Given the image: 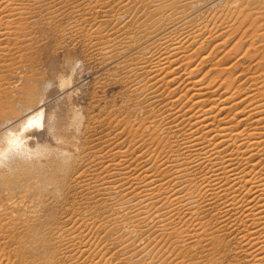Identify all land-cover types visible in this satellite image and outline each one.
Wrapping results in <instances>:
<instances>
[{"label": "bare ground", "instance_id": "1", "mask_svg": "<svg viewBox=\"0 0 264 264\" xmlns=\"http://www.w3.org/2000/svg\"><path fill=\"white\" fill-rule=\"evenodd\" d=\"M37 1L0 0V25L45 7ZM116 1L122 15L104 16L111 30H92V49L104 64L125 66L128 84L143 80L139 91L134 82L127 91L134 107L149 103L151 115L130 129L127 117L112 118L114 144L106 150L65 135L53 95L66 88V78L54 86L25 69L17 75L15 63L0 59V264H104V251L120 264H168L164 249L153 259L143 252L175 233L168 229L177 217L197 231H181V245L208 228L215 238L224 227L243 264H264V0ZM216 3L221 7L211 12ZM99 5L90 3L95 12ZM233 27L242 29L240 37L208 69L216 76L211 80L221 78L207 80L200 64L220 53L226 43L220 38ZM243 37L248 45L241 52ZM63 109L73 108L66 102ZM131 134L136 147H148L135 157L122 146ZM155 143L161 150L148 152ZM81 160L94 168L79 171ZM74 185L95 208L92 216L66 205ZM209 209L222 225L208 227Z\"/></svg>", "mask_w": 264, "mask_h": 264}, {"label": "rangeland", "instance_id": "2", "mask_svg": "<svg viewBox=\"0 0 264 264\" xmlns=\"http://www.w3.org/2000/svg\"><path fill=\"white\" fill-rule=\"evenodd\" d=\"M97 1L100 2L103 0H57L56 2L55 0H48V3H50L49 6L45 5L46 3H44V0L37 1L35 3L37 6L43 4L45 7H37L36 11H33V14H29L30 12H28L22 16H14L12 22L15 24H7L11 27H8L5 23L0 25V28L3 29H0L1 36L3 35L1 49L5 47L0 51L3 53L0 54L2 56H0V59L5 63V61H10L11 57H13V60L11 59L12 61H8V63L12 64L13 62V65L15 63V66L13 67H19L17 68V75H20L25 69L28 74L34 73L36 78L50 80L52 82L51 84H54V86L59 85L62 78H66V88L57 91L53 95L54 100L57 102L58 112L60 113L59 122L66 129L65 135L69 136L70 138H72L74 135H78L79 137H82L83 140L86 138L89 147L96 149L100 148L102 149L100 151H104L106 148H109L114 144V142L110 141V139L114 136L116 131L113 130L110 132L112 136L108 134V129H112V127H110V120H112V118L117 115L120 118L127 117V119L131 121L128 126V129H130L131 124H136L139 121H143L144 118L148 116L150 117L151 107L149 108V106H147L149 105L147 102H141V104L134 107V100H131L134 97H131L127 91L128 86L132 85L133 82L134 87H139V91L141 86H143L142 79L135 78L134 81H131V83L128 84L122 77L126 69L125 66H117L115 63H107L108 60H106V64L108 65L104 64L105 61L102 62L103 57L100 54L95 53V51L92 49V37H90V32L98 27L99 29L103 30H105L104 28L107 27V29L111 30L109 28V26H111L109 23L111 20L105 21L106 18H104V16L110 17L112 14H116L119 17L122 15V10L119 7L117 1L104 0V4ZM106 1H108V3H106ZM13 3H17L18 5L16 6H21L19 1H13ZM90 3L92 5L96 4L97 6L100 4L99 6L103 7L100 8V10H98L99 7H97L95 10L98 11L95 12L90 7ZM225 3L226 2L222 3L221 6H223ZM68 4L70 5L68 6ZM217 6L219 7L220 5L217 3L211 4L209 6L211 8L210 11L215 12L221 7L220 6L217 8ZM209 7L208 9H210ZM106 9L109 11L108 13L106 12ZM140 12L141 9H139L136 14ZM25 16H28V18ZM18 19L21 20L18 21ZM46 19L50 21L49 25L43 23V21H46ZM127 19L128 18L126 16L121 18V21H125ZM16 23L21 26L17 28L16 26L18 25H16ZM5 25L6 28H13L14 30H10L8 28L5 30ZM23 28L25 30H23ZM236 29L238 28H231L230 31H227L225 35L220 38V40L223 39L226 41V43L224 45L222 44L219 48L220 53L218 52L214 55L211 54V56H209L211 58L209 62H203L200 64V71L201 73L206 71L205 76L208 77L207 80L209 79L210 81H213L221 78L218 76L220 78H212L211 80L212 75L213 77L216 76H214L215 74H213V72L210 73V70L208 71V69H210L209 67L214 66L213 63L222 61L223 59L220 61L217 59L221 57V54H223L224 51L229 50L230 47L236 43L237 39L241 35L240 30H242L240 29L239 31H234ZM7 30H10V32ZM13 31H18L15 32L16 35L18 34V36L12 35L14 33ZM5 33L8 35L7 38L5 37ZM9 34L11 37L10 39L8 38ZM246 38L247 37H243L244 45L241 46V52H243L248 45ZM216 40L218 41L219 39H214V43H216ZM9 46H14L11 48L12 51L9 50L10 48L8 49L9 51L7 50ZM206 46H208L209 50H207V48L205 50L212 52L211 47H213V44H211V46ZM6 50L8 52H5ZM4 53H8V55L5 54V56ZM20 56L24 57L21 58ZM4 57L8 60H5ZM14 58L17 59L15 60ZM1 60L0 63H2ZM22 64H27L28 67L25 66L24 68ZM13 67L11 68L13 69ZM15 71L13 69V73L11 72L12 74L8 76L11 81L15 80V78L13 79V76H15ZM247 86L248 84H246V87ZM143 95L144 94L140 93V97ZM66 102L67 104L69 103L73 108L69 112L64 111L63 109V106L66 104ZM160 105L161 104L157 102L155 105L153 104L152 107H155V110H157L156 107L159 108ZM114 122H116V120ZM85 129L88 130L89 134L83 132ZM128 134L129 132L126 131L125 136L123 135V137H126ZM107 135L109 136L107 137ZM132 138L133 136L131 134L122 146L125 149L130 146L132 156L135 157L148 147H136L138 143L136 144L133 142ZM102 142L104 143L102 144ZM87 148L88 146L85 147V149ZM151 150H157L159 152L161 150V146L155 143L149 148L148 152ZM80 164V168L78 169L79 171H82L84 168H94L93 166L88 167L85 160H81ZM105 166L106 164L103 165L102 163L100 171H102L103 167ZM78 170L77 172H74V174L72 173V175L75 176L78 174ZM73 184H75V182H73ZM72 188L73 197L69 195L70 192H67L69 197L67 203L65 202L66 205H70L71 209L76 211L77 214L83 212L87 217L92 216L94 214L93 212L95 211V208L92 207V205L84 203L82 201L84 199H82L80 194L74 193V190H76L75 185ZM48 189L53 191L54 187H52L50 184ZM58 208L60 212L61 208L59 206ZM203 217L206 220L208 219V227H216L217 225H222L224 223L220 218H217L214 215V211L210 209L203 212ZM169 230H174L175 233H173V235L168 234V236L165 237L156 248L145 250L143 252L144 258L153 259V256H155L160 249H164L166 250L168 264H237L238 262L243 264V261L245 260L240 249H235V244L232 242V240H230L231 237L228 234L227 229L224 227H221L219 232H215V238L211 237V230L208 228L205 233H200L195 237L194 241L188 245H185L187 238L182 240L183 243H185L181 245L182 243L178 242L177 237L183 230H189V234H197L194 225L190 224V222L186 220V217H177L174 219L173 223L169 226L168 231ZM218 234L221 235L218 236ZM65 237V242L67 243L69 239H67L68 236ZM85 238L88 237L85 236ZM177 242L179 245H177ZM67 245H69V243H67ZM93 246L94 248L96 247L95 244H93ZM111 253L112 252H102V254H104L103 263L120 264V259H109ZM238 258L240 260H238ZM82 260L83 259L80 261ZM90 262L94 263L91 260L87 263Z\"/></svg>", "mask_w": 264, "mask_h": 264}]
</instances>
